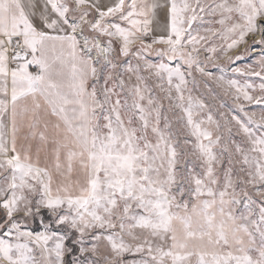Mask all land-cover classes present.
I'll use <instances>...</instances> for the list:
<instances>
[{"label":"snow or ice","instance_id":"6c2138e0","mask_svg":"<svg viewBox=\"0 0 264 264\" xmlns=\"http://www.w3.org/2000/svg\"><path fill=\"white\" fill-rule=\"evenodd\" d=\"M0 264H264V0H0Z\"/></svg>","mask_w":264,"mask_h":264},{"label":"rangeland","instance_id":"374dc122","mask_svg":"<svg viewBox=\"0 0 264 264\" xmlns=\"http://www.w3.org/2000/svg\"><path fill=\"white\" fill-rule=\"evenodd\" d=\"M161 2L164 3L166 2V0H161ZM165 16H166V9H161L159 11V17L161 21L165 19ZM152 58L157 59L155 57ZM129 59H131V57H129ZM253 59L254 57L245 56L242 60L237 61L236 64L233 66H243L244 64L251 63ZM209 70L212 71L215 75H220V71L217 68L210 67ZM224 74L227 78H235V79L243 80L242 77H234L230 71H227ZM195 75H196L197 84L194 88L193 94L199 96L204 101V103L209 106V109L212 111L214 117L217 120H220L222 124L224 123V120L219 115V113L221 112H223L228 119L231 118L232 114L239 115L243 118V113H240L239 110L235 107V101L230 95H225L223 89L217 87V85L213 81L205 82V78L200 77L199 74H195ZM256 82L258 83L259 81ZM189 87H192L191 83L189 84ZM221 105H223V107H221ZM249 110H255L259 112L260 108L258 106H252ZM176 127L179 128V125H176ZM222 131L225 132V136L228 135L223 128ZM232 137L234 139L239 140V136L237 135L234 126L232 131ZM30 143L32 144L33 154H35V150L37 146H39L40 141L37 138L35 140H31ZM188 150L191 151L190 148ZM43 162H44V156L43 153H41V163ZM250 195H252L254 199H257V196L254 191H250Z\"/></svg>","mask_w":264,"mask_h":264},{"label":"crops","instance_id":"0c3cea01","mask_svg":"<svg viewBox=\"0 0 264 264\" xmlns=\"http://www.w3.org/2000/svg\"><path fill=\"white\" fill-rule=\"evenodd\" d=\"M31 71H35V69L34 68H32V69H30Z\"/></svg>","mask_w":264,"mask_h":264}]
</instances>
